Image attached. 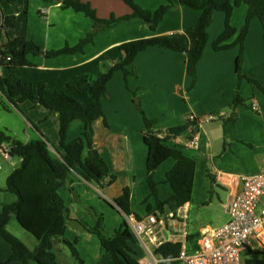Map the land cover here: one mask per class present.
Wrapping results in <instances>:
<instances>
[{
  "label": "crops",
  "instance_id": "1",
  "mask_svg": "<svg viewBox=\"0 0 264 264\" xmlns=\"http://www.w3.org/2000/svg\"><path fill=\"white\" fill-rule=\"evenodd\" d=\"M83 1H89L100 17H109L111 14L121 16L132 11L125 2L127 7L117 6L116 0ZM166 3V0H143L142 6L155 10ZM35 12L38 13L39 19L42 17L44 19L41 24L35 25L31 22ZM247 12L248 7L245 4L234 9L231 23L238 31L227 41L228 43L236 40L245 23ZM1 13L16 15L12 25L3 31L2 42H6L8 38L22 36L34 40L44 50L61 48L66 43L74 45L92 26L91 20L85 15L71 8L62 9L61 3L57 1L2 0ZM200 14V10L181 6L166 13L155 31L143 21L121 22L100 31L95 37V43L86 45L84 53L52 58L30 54L28 58L33 66L11 70L0 67V72H4L15 81L21 80L35 87L39 83H45L49 90L48 96L55 90L65 89L68 83H74L77 89L69 90V93L83 104L89 105L93 102V96L89 92L88 84L79 82V76L87 74L91 80L100 74V60L107 52L111 51L117 58H122L123 53L117 50L121 43L142 37L166 35L178 36L187 47L190 41L184 30L196 23ZM254 20L253 18L250 22L244 43V68L248 76L258 80L264 87L263 29L262 25L260 27ZM224 27L225 14L216 11L207 29L208 42L198 61V81L191 91H188L192 79L186 72V53L160 46L149 47L138 53L134 61L138 77L129 76L128 86L122 71H116L108 82L107 94L102 98L108 126L105 125L103 118L94 122V142L98 152L107 161L111 174L116 176V180L112 184H107L110 177H106L102 181L104 186L101 187L98 183L89 182L74 172L69 177L70 184L58 189L70 209L64 236L74 243L84 264H110V256L102 247L98 236L87 231L80 222L84 220L90 225L94 224L89 211L104 215V224L109 233L120 229L125 222L128 224V218L136 220L134 214L127 216L112 204L113 199L119 197L125 187H129L131 191V209L141 217V220L149 213L157 211L156 200L151 195L147 180L148 147L143 139L144 119L138 109L139 104L148 117L158 120L156 129L162 131L186 124L192 114L200 119L210 114L216 115L213 120L201 123L197 133L198 147L191 148L186 145L190 138L189 132L173 138L170 142L172 145L183 146L184 153L196 160L192 197L175 214L166 207L151 231L142 239L136 236V241L131 243V246L136 250V258L141 264L160 263L162 259L154 254V250L165 241L181 242L182 246L193 249L199 244L203 230L212 228L209 224L196 227L191 225L189 220L191 210L200 207V202L203 205L207 198L208 188L211 187L208 171L214 176L215 184L224 186L227 190V198L236 189L233 179L237 175H251L264 171V94L247 80L239 82L236 74L238 46L222 51L213 49L212 42L223 32ZM118 29H121L120 33H117ZM136 30L143 31L138 34ZM238 84L240 93L249 107L239 105L235 110L236 123L223 124L221 118L228 117L233 112L230 105ZM133 92L140 99L137 104ZM253 102L257 103L258 111L250 107ZM9 112H15L26 121L24 137H18V133L12 127L6 129L10 135L24 142L40 137L48 142L55 156L60 157L64 154L59 145L57 111L26 100L19 102L17 106L9 107ZM83 129L84 124L80 119L72 121L67 141L80 136ZM213 139L220 142V146L216 145V153H213ZM4 147L8 149L7 146ZM0 152L4 153L1 148ZM4 154L12 163V171L20 165V157L19 160H13L12 156ZM82 156L83 158L88 156L87 147L83 150ZM174 164L175 159L169 158L154 173V179L159 183L158 194L162 200L173 194L172 187L164 180L166 173ZM38 173L36 170H25L15 176V183L23 192L31 188L46 192L48 186L37 179ZM197 181L199 188L202 187L198 201L194 200ZM70 187H73L75 192L70 191ZM16 199L11 198L8 202ZM148 205L152 206L150 212L147 209ZM93 216L95 218V215ZM227 219L228 214L225 211L224 219L213 227L222 225ZM192 234H199L196 244L188 240V235ZM59 242H63L62 239L56 238L54 248ZM11 254V245L0 239V262Z\"/></svg>",
  "mask_w": 264,
  "mask_h": 264
},
{
  "label": "trees",
  "instance_id": "2",
  "mask_svg": "<svg viewBox=\"0 0 264 264\" xmlns=\"http://www.w3.org/2000/svg\"><path fill=\"white\" fill-rule=\"evenodd\" d=\"M46 1L60 2L62 9L71 8L75 12L85 15L92 22L90 31L76 44L66 43L63 47L56 49L44 50L34 40L22 36L8 38L6 42H2L3 31L5 32L7 27L12 25L16 20V15H2V0H0V67L11 70L18 67L33 66L28 58L30 54L52 58L65 54L84 53L86 45L95 43V37L100 31L116 26L121 22L141 20L146 22L152 31H155L166 13L181 6L200 10L201 14L196 23L184 30L190 41L187 47L182 44L178 36L166 35L142 37L121 43L117 50L119 53H123L122 58H117L111 51L107 52L100 60V74L91 80L87 74L79 76V82L88 84L89 92L93 96V102L89 105L83 104L69 93V90L77 89V85L74 83H68L65 89L55 90L51 96H48L49 90L45 83H39L35 87L21 80L15 81L4 72H0V104L2 107L9 111L6 102L17 106L19 102L30 100L47 109L57 111L59 113V145L64 151V154L58 157L51 152L48 142L40 137L24 142L10 135L7 130H0V145L7 146L9 151L21 158L20 165L7 177L5 188L14 193L17 199L4 204L0 210V239L8 242L12 247L11 256L0 264H11L15 261L18 264H62L54 251L56 238L62 239L63 243L70 248L73 257L79 264H84L74 243L64 236L66 219L70 216V209L66 206L58 189L63 185L70 184L69 177L74 172L89 182L98 183L101 187L104 186L102 181L106 177H110L107 184H112L116 180V176L110 172L107 161L95 147L93 124L97 119L103 118L105 125L108 126L102 106V98L107 94V84L116 71L124 73L127 86L129 76L138 77L134 61L139 52L149 47L160 46L186 53V72L192 79L188 89L193 90L198 81V61L202 57L209 39L207 29L214 19L215 12L222 11L225 14V27L223 32L213 40V49L222 51L238 46L236 74L239 82L247 80L264 94L262 84L255 78L248 76L244 68V43L253 18L260 20L264 38V0H166V4L160 5L155 10L142 7L136 0H123L131 8V13L121 16L111 14L109 17H100L96 8L89 1ZM242 4L248 7L245 23L236 40L228 43L227 41L238 31L231 23L232 13L236 7ZM134 96L137 95L134 93ZM239 105L249 107L246 99L240 93L238 84L233 102L230 105L233 112L228 117L221 118L223 124L236 123L237 113L235 110ZM138 109L144 119L142 133L144 142L148 147L147 180L151 195L156 200V210L159 215H162L165 208L168 207L175 214L179 208L191 200L196 160L184 153L183 146L172 145L170 142L185 132L190 133L189 127L194 123L188 120L186 124L162 131L156 129L158 121L156 118L148 117L140 104ZM75 119H80L83 122V132L75 139L67 141L69 126ZM199 129L198 126L196 133L199 132ZM86 147L88 148V156L83 158L82 153ZM225 149L226 145L224 144ZM169 158H174L175 164L166 173L164 182L170 184L173 194L162 200L158 194L159 183L154 179V173ZM25 170L38 171L37 179L48 186L47 191L42 192L36 188H31L23 192L16 185L14 178ZM208 175L213 186L215 178L209 171ZM70 191L75 192L73 187H70ZM113 203L127 216L134 214L137 220H141V217L131 209L129 187H125L123 193L113 199ZM147 209L150 212L152 206L148 205ZM93 214L96 218L94 225H90L84 220H80V222L87 231L98 236L102 247L110 256V264H141L136 258V250L131 246V243L136 241V236L127 222L120 229L109 233L105 228L104 215L96 214L94 211ZM12 215H15L19 224L36 238L37 245L34 249H30L8 230ZM198 238L199 234L188 235V240L195 244ZM197 246L195 245L193 249ZM181 248V242L165 241L155 248L154 254L162 259L161 264H174ZM249 251L253 255L246 260V264H264V248L249 249Z\"/></svg>",
  "mask_w": 264,
  "mask_h": 264
},
{
  "label": "built area",
  "instance_id": "3",
  "mask_svg": "<svg viewBox=\"0 0 264 264\" xmlns=\"http://www.w3.org/2000/svg\"><path fill=\"white\" fill-rule=\"evenodd\" d=\"M251 108L258 111L257 103L253 102ZM215 117L214 114L203 119L193 114L190 116L189 121L194 124L189 127L188 147H198L196 128ZM233 182L236 189L224 205L227 221L203 230L197 248L190 250L182 246L174 264H243L244 252L264 248V171L237 175ZM158 218L159 212L155 211L143 220L128 218V225L135 236L142 239L158 223Z\"/></svg>",
  "mask_w": 264,
  "mask_h": 264
},
{
  "label": "rangeland",
  "instance_id": "4",
  "mask_svg": "<svg viewBox=\"0 0 264 264\" xmlns=\"http://www.w3.org/2000/svg\"><path fill=\"white\" fill-rule=\"evenodd\" d=\"M136 1L142 6L143 0H136ZM116 2H117L116 3L117 6L127 7L123 0H116ZM254 19H255L254 21L257 22L261 27V23L259 19L258 18H254ZM43 20H44L43 17L39 19V15L36 12L31 17V22L35 23V25L41 24L40 22ZM135 21H141V20H135ZM128 22H132V21H128ZM120 30L121 29H118L117 33H120ZM141 31L143 30H136L135 32L141 34L142 33ZM188 91L191 90L188 89ZM139 100H140L139 97L135 96L136 104L137 102H139ZM6 103L8 104L9 107H12L10 103L8 102ZM10 127H12L14 131L18 133L19 135L18 137L22 138L25 136L24 134V129L26 127L25 119L16 115L15 112L6 111L0 104V130L3 131H5L6 129L9 130ZM212 145H213V153H216V145L217 147L220 146V142H217L216 139H213ZM11 158L13 160H19L18 156H12ZM12 169L13 167L11 161L5 156L4 153L0 152V210L4 204L10 203L8 201H10L11 198L16 199V195L14 193H11L5 189L7 177L11 173ZM198 182L199 181H197L196 192L194 195L195 196L194 200L196 201H198L199 198L198 195L202 190V187L199 188ZM205 182L207 184V180ZM210 185L211 187L208 188V194L206 200H204L205 201L204 204L202 205V203L200 202L199 204L200 207H195L193 210H191V214L189 218L191 225H195L196 227H199L200 225L209 224L213 227L214 225L222 221L225 217L224 203L227 200L228 192L224 188V186L218 184L217 185L214 184L212 186V182ZM201 186H203V184H201ZM204 189L206 190V186L204 187ZM89 215L95 224V218L93 216L94 215L93 212L89 211ZM105 228L107 231H109L106 225ZM8 230L11 233H13L16 237H18L20 240H22L25 244L27 243L26 245L30 249H33V247L37 243L36 238L19 224L15 215H12L11 217L10 223L8 225ZM54 251L56 252L58 259L62 264H79L78 261L73 257L70 248L65 243L63 242L57 243L54 248ZM243 255H244L243 264H246V260L248 258H251L253 254L248 250L244 252Z\"/></svg>",
  "mask_w": 264,
  "mask_h": 264
},
{
  "label": "water",
  "instance_id": "5",
  "mask_svg": "<svg viewBox=\"0 0 264 264\" xmlns=\"http://www.w3.org/2000/svg\"><path fill=\"white\" fill-rule=\"evenodd\" d=\"M0 148L4 151V153H6V154H8L10 156H14V154L11 151H9L7 148H5L4 146L0 145ZM113 205H114V207L119 209V207L117 205H115L114 203H113ZM72 214L73 213H71V215Z\"/></svg>",
  "mask_w": 264,
  "mask_h": 264
}]
</instances>
